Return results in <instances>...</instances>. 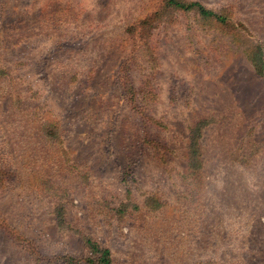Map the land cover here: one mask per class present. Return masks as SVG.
I'll list each match as a JSON object with an SVG mask.
<instances>
[{"label": "rangeland", "instance_id": "374dc122", "mask_svg": "<svg viewBox=\"0 0 264 264\" xmlns=\"http://www.w3.org/2000/svg\"><path fill=\"white\" fill-rule=\"evenodd\" d=\"M179 1L0 0V264H264V0Z\"/></svg>", "mask_w": 264, "mask_h": 264}, {"label": "trees", "instance_id": "16d2710c", "mask_svg": "<svg viewBox=\"0 0 264 264\" xmlns=\"http://www.w3.org/2000/svg\"><path fill=\"white\" fill-rule=\"evenodd\" d=\"M168 4H171L176 7L181 8H190L191 6H197L198 11L201 14H211L212 12L210 10L205 9L201 5H199L197 2H191V3H183L179 0H167ZM262 62V59L259 60L257 63L260 66V63ZM86 243L88 244L89 248L91 249V253L96 254L95 259L92 261L91 264H111V257L110 252L108 248H99L98 245L93 242L90 238L86 239Z\"/></svg>", "mask_w": 264, "mask_h": 264}]
</instances>
